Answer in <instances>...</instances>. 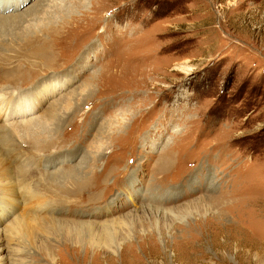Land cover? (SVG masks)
Wrapping results in <instances>:
<instances>
[{
	"label": "rangeland",
	"instance_id": "374dc122",
	"mask_svg": "<svg viewBox=\"0 0 264 264\" xmlns=\"http://www.w3.org/2000/svg\"><path fill=\"white\" fill-rule=\"evenodd\" d=\"M0 106V264H264V0H0Z\"/></svg>",
	"mask_w": 264,
	"mask_h": 264
},
{
	"label": "bare ground",
	"instance_id": "6f19581e",
	"mask_svg": "<svg viewBox=\"0 0 264 264\" xmlns=\"http://www.w3.org/2000/svg\"><path fill=\"white\" fill-rule=\"evenodd\" d=\"M7 16V15H6ZM13 19V18H12ZM68 99H70V97L68 98ZM67 103V102H66ZM58 104V103H57ZM56 106V105H55ZM3 106H0V109L2 108ZM54 109V108H53ZM3 111V108L0 110V112H2ZM56 111H51V113H50V115H49V121H51V120H53L54 118H55V115H56V113H55ZM33 120H28L27 122H25V123H27V124H29V123H31ZM26 124V125H27ZM30 126V125H29ZM27 130V129H26Z\"/></svg>",
	"mask_w": 264,
	"mask_h": 264
}]
</instances>
